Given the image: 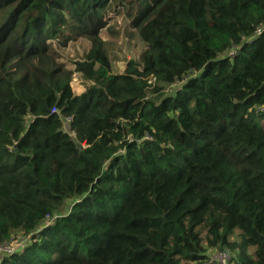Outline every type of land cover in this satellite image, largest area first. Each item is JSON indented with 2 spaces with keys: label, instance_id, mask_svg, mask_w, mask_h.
I'll return each instance as SVG.
<instances>
[{
  "label": "trees",
  "instance_id": "obj_1",
  "mask_svg": "<svg viewBox=\"0 0 264 264\" xmlns=\"http://www.w3.org/2000/svg\"><path fill=\"white\" fill-rule=\"evenodd\" d=\"M121 15L144 49L114 72ZM15 240L0 264H264V0H0Z\"/></svg>",
  "mask_w": 264,
  "mask_h": 264
},
{
  "label": "rangeland",
  "instance_id": "obj_2",
  "mask_svg": "<svg viewBox=\"0 0 264 264\" xmlns=\"http://www.w3.org/2000/svg\"><path fill=\"white\" fill-rule=\"evenodd\" d=\"M113 15H110L112 17ZM108 25L113 27L116 34H112L111 41L113 42L112 51L110 52V58L112 63V70L114 72H121L128 59H138L139 54L144 49V43L136 35V33L128 28V21L125 15L115 16L111 21H108ZM103 39L106 38L105 32L101 34ZM88 43L85 40H78L77 42L69 44L64 50L61 51L62 61L70 65V61L82 57L84 51H86ZM72 86L75 92H80L84 89V84L81 80L74 76L72 80ZM20 244L19 240H15Z\"/></svg>",
  "mask_w": 264,
  "mask_h": 264
},
{
  "label": "built area",
  "instance_id": "obj_3",
  "mask_svg": "<svg viewBox=\"0 0 264 264\" xmlns=\"http://www.w3.org/2000/svg\"><path fill=\"white\" fill-rule=\"evenodd\" d=\"M18 245L15 241L0 245V261L4 255L12 254ZM230 260L231 254L227 250H211L207 255V263L209 264H230Z\"/></svg>",
  "mask_w": 264,
  "mask_h": 264
}]
</instances>
